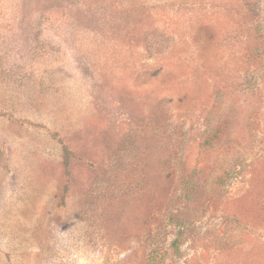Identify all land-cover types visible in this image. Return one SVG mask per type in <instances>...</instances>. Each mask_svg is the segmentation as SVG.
<instances>
[{
	"label": "rangeland",
	"instance_id": "obj_1",
	"mask_svg": "<svg viewBox=\"0 0 264 264\" xmlns=\"http://www.w3.org/2000/svg\"><path fill=\"white\" fill-rule=\"evenodd\" d=\"M0 264H264V0H0Z\"/></svg>",
	"mask_w": 264,
	"mask_h": 264
},
{
	"label": "trees",
	"instance_id": "obj_2",
	"mask_svg": "<svg viewBox=\"0 0 264 264\" xmlns=\"http://www.w3.org/2000/svg\"><path fill=\"white\" fill-rule=\"evenodd\" d=\"M216 140H219V135H213L211 138H210V142L209 143H214ZM172 246H173V249H174V251L175 252H177L178 253V251H179V247H178V241L177 240H175L174 242H173V244H172Z\"/></svg>",
	"mask_w": 264,
	"mask_h": 264
}]
</instances>
